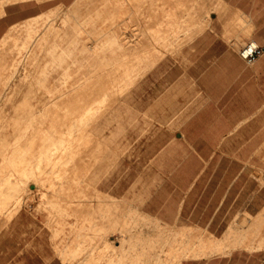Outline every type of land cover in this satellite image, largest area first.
<instances>
[{"label": "rangeland", "instance_id": "1", "mask_svg": "<svg viewBox=\"0 0 264 264\" xmlns=\"http://www.w3.org/2000/svg\"><path fill=\"white\" fill-rule=\"evenodd\" d=\"M179 1L44 0L40 5L30 2L27 6L28 12L23 14V20L16 23L11 21L13 25L5 32L3 31L0 37V89L5 88L15 73L14 70L19 69V76L9 83L11 91H16L14 94L11 93L13 101L10 106L12 109L17 108V113L23 115L26 121H31L30 125L35 127L34 130L28 131L25 137L26 144L32 134H35L36 138L33 144L26 146L29 149L26 161L21 165L19 163L13 165L8 161L6 171L8 173L19 172L22 169L33 170L34 156L47 150L50 144L65 134L73 121L83 113L85 107L102 94L104 85H109V87L114 85L110 88L109 104L101 108L103 110L86 125L85 131L76 130L80 136H84L89 150L92 141L96 149V137L95 134L91 135V128L95 130L99 117L129 90L132 83L129 82L128 86L122 88L120 80L127 71L132 72L133 78L137 77L140 72L138 73L135 69L148 61L150 53L158 50L155 56L159 57L162 54V58L157 61L155 71L149 74L132 100L123 106L114 116L115 118L110 121V125L121 128V133L112 147L115 149L120 144L127 148L119 166H115L103 179L104 181L98 182V187L102 192L118 201L119 212L122 215L129 209H140L151 218L157 219L166 229L165 233L125 232V239L132 240L131 244L139 245L126 248L125 261L138 250L141 253L147 252L141 256L146 264H157L159 259L163 264H177L183 257H187L184 260L197 259L192 258L197 256L210 258L217 254H229L234 249H240L252 253V264H264V210L260 214L261 209L257 205L249 209L254 212V215L239 211L231 214L228 217V229L223 233L221 231L208 232L204 225L190 223L186 219L176 220L175 204L181 194L187 190V170L193 169L188 168L186 164V156L189 153L173 141L179 133L182 107H185V110L187 107L186 93L191 90L193 84L191 82L194 81L191 75H195V73H189L188 77L186 72V67L196 62L197 58L195 51L188 52L186 44L189 37H195L207 27L205 24L182 22L183 19H187V16H192V12L193 15L201 14L202 9L193 7L198 0H183L192 5L188 7H182L178 4ZM205 3L210 4L212 0H205ZM208 9L209 13L206 11L204 15L210 19L211 8ZM25 15L27 17H24ZM190 18L192 17L188 19ZM181 32H188L183 40L181 36H178ZM4 35L6 36L3 37ZM29 35L32 38L40 36L38 45L31 55H27L25 51L32 40L28 39ZM111 37H115L121 47L118 48L117 44H109ZM246 42H243L240 48ZM55 46L58 47L54 50L56 55L64 51V61L50 78L55 80L49 82L46 88L62 91L65 87L63 85L65 69L70 74V83L85 85L83 95L69 103H63L44 92L38 97L32 96L34 92L25 94L31 88L35 91L36 88L33 87L36 86L35 80L40 70L48 69L51 60L49 51ZM184 47L185 50H183ZM30 73L33 74L31 79H28L27 76ZM88 77L93 80L87 81ZM55 100L58 103H55ZM77 128L80 127L77 126ZM105 133L109 135L110 131L106 130ZM166 146L168 150L163 154ZM85 150L86 147L84 150H79L75 159L67 166L61 161L59 167L41 171L36 177L34 175L29 177L27 188L22 193V205L28 201L32 202L18 218L13 220L14 226L9 230L7 241L2 247L4 252H8L9 258L17 249L24 247L43 248L46 256L51 257L57 254L61 257L55 242L51 240V232L45 226L46 216L35 212L39 202L48 204L50 207L57 205L52 204L53 199L38 200L33 192L50 191L53 193L56 191L60 199L62 198V203H74V199L69 200L68 192L75 186L72 177L75 173L84 170ZM12 153H9V157ZM238 154L243 158L251 159L253 164H259L263 153ZM53 169L58 172L59 176L68 169L63 181L65 182L64 190H56L58 182L54 178L55 184L46 180L53 177ZM252 171L255 177L264 182L262 177L264 168H254ZM3 176L4 174H0V178ZM51 185H54L55 189ZM41 197L46 196L42 194ZM165 198H170L168 201L169 204L171 203V209L169 207L166 210L162 206ZM108 201L111 202V200ZM242 204L243 199L238 203V208ZM165 215L169 220L168 224L163 221ZM5 229L7 228H1L0 234ZM181 229L183 232H177ZM119 235L120 233L114 232L108 238L111 242H115ZM65 236L69 240L73 237L66 233L59 239ZM147 238H153L156 247L150 249L143 247L142 244ZM99 240L98 236L93 241V247L100 245ZM259 242H262V246ZM229 244H239L241 247L229 248L227 246ZM87 245L92 244L88 242ZM244 245H247L248 249L251 246L253 250L242 247ZM256 246L263 248L256 250ZM101 253L104 257L94 264H108L105 260L108 253L104 250H101ZM7 261L8 258L4 259L2 255L0 264ZM65 263L74 262L68 260Z\"/></svg>", "mask_w": 264, "mask_h": 264}, {"label": "crops", "instance_id": "2", "mask_svg": "<svg viewBox=\"0 0 264 264\" xmlns=\"http://www.w3.org/2000/svg\"><path fill=\"white\" fill-rule=\"evenodd\" d=\"M30 2L40 5L44 0H0V37L13 25L11 21L23 20ZM179 2L182 7L192 6L183 0ZM193 7L202 9L201 14L193 15L192 12V16H187L182 22L205 24L207 27L195 37H189L186 44L188 52L195 51L197 55L196 62L188 65L186 72L188 77L189 73L195 75H191L194 81L191 82V90L186 93L187 107L186 110L182 107L179 133L173 141L189 153L186 164L193 169L187 170V190L175 204V216L176 220L186 219L190 223L202 224L208 232L223 233L228 229L231 214L239 211L254 215L249 209L256 205L261 209L260 214L264 210V182L252 171L264 168V54L253 63H247L238 53L245 41H255L264 49V0H212L210 4L198 0ZM208 8H211L210 19L204 15L206 11L209 13ZM187 34L181 32L178 36L183 40ZM157 51L150 53L148 61L135 69L140 74L132 80L129 90L99 117L95 130L91 128V135L96 137V149L94 141L90 150L86 144L84 170L72 177L75 186L68 193L69 200L74 199V203L68 202L69 207L65 208L56 191L33 192L38 200L53 199L52 204L57 205L50 207L39 202L35 212L46 216L45 226L51 232V240L55 242L62 259L57 254L46 256L43 248H19L11 258L8 252H4L2 247L14 226L12 222L28 208L32 202L28 201L1 227L7 229L0 234V262L4 255V259L9 261L4 264H67L68 260L73 261L72 264L76 260L77 264H94L104 257L101 253L104 250L108 253L105 258L108 264H120L126 259V248L139 246L125 239V232L165 233V227L157 219L140 209H129L122 215L118 201L98 187V182L104 181L111 170L119 166L127 148L120 144L115 149L112 147L121 128L110 125V121L132 100L149 74L155 71L157 61L162 58V54L155 56ZM106 130L110 131L109 135ZM167 146L163 154L168 150ZM245 152L263 153L261 162L253 164L251 159L238 154ZM262 177L264 180V174ZM242 199L243 204L238 208ZM168 200L170 198H165L162 204L166 210L171 209ZM166 215L162 220L168 224ZM114 232L120 235L115 242H111L108 237ZM66 233L73 237L70 240L66 236L59 239ZM98 236L101 243L93 247V241ZM88 242L92 245H87ZM144 242L143 247H156L153 238ZM227 246L241 247L239 244ZM242 247L248 249L247 245ZM199 257L184 260L186 257L177 264H252L253 255L234 249L229 254Z\"/></svg>", "mask_w": 264, "mask_h": 264}, {"label": "bare ground", "instance_id": "3", "mask_svg": "<svg viewBox=\"0 0 264 264\" xmlns=\"http://www.w3.org/2000/svg\"><path fill=\"white\" fill-rule=\"evenodd\" d=\"M29 38L32 40L25 50L27 55H31L33 53V50L38 45L37 42L40 36L37 35L36 37L32 38V36L29 35L28 39ZM117 42L118 41L115 37H111L109 39V44H117L118 48L121 47V44H118ZM57 48L58 47L55 46L52 48V50L49 51V54L51 55L49 67L47 70H40L41 72L35 80L36 86H33L36 88L35 91L34 88H31L25 92L26 95H28V93L31 94L34 92L32 96L38 97L41 95V93L44 92L51 95L52 97H55L59 101H63V103L72 102L73 100H75V98L81 97L83 95L82 91L85 85L81 86L70 83V74L66 72V69L63 73V85L65 87L62 91L58 92L53 88H46L49 82H53L55 80L50 78L52 74L59 69V65H61L64 61V51H62L58 55L54 53V50H56ZM14 72V74L11 76L10 81L5 85V88L3 90L0 89V174H4V176L0 178V228L8 221V219L16 212V210L22 206V193L27 188V184L29 181L28 179L30 176L34 175L36 177L38 176L37 173H41V171L44 172L46 170L59 167V165H61V161L65 166H67L72 163V161L75 159L74 157L79 153V150L81 151V149H85L86 142L84 140V136H80L77 131H85L87 128L86 125H88L90 121L95 119L103 110L101 108L109 104L111 97L110 88L114 87V85H110V87L109 85H104L102 87V94L96 99L92 100V102H90L85 107L83 113L78 116L75 121H73L65 134L61 136V138L50 144L47 147V150L34 156L35 158L32 162L34 168L33 170L22 169L19 172L11 171L7 173L6 165L8 161L13 165H16L17 163L21 165L24 161H26L27 152L29 150L28 148H26V146L33 144L34 138H36V135L32 134L28 143L26 144L25 137L28 134V131L34 130L35 127H33L34 125H30L31 121H26L23 115H19L17 113V108L12 109V107L10 106L11 101H13L11 93L14 94L16 91H11L9 83H11L13 79L19 76V69H15ZM32 74L33 73H30L27 78L31 79ZM133 79L134 78L132 72L127 71L124 74L123 78L120 80L122 88L128 86L129 82H132ZM86 80L91 81L93 79L91 77H88ZM117 85H119V83ZM20 91L23 92V90ZM122 93L123 92H121V94ZM55 103L58 102L55 100ZM29 115L31 116V113ZM77 126H79L80 128H77ZM77 135L79 136L76 137ZM10 152H13L11 157H9ZM66 171H63L59 176L58 172L53 169V177H49L46 180L50 181V183L53 182V184H55V179L58 182L56 190H64L65 182L63 183V181ZM67 181H69V179H67ZM51 186L53 189H55L54 185ZM67 206L68 203L65 204V208ZM261 243L262 242H259L260 246H262ZM255 248H257V246ZM146 253L147 252L139 254L137 253L134 255L131 254L128 260L120 261V264H146V261L141 257ZM156 263L163 264L160 259L157 260Z\"/></svg>", "mask_w": 264, "mask_h": 264}, {"label": "built area", "instance_id": "4", "mask_svg": "<svg viewBox=\"0 0 264 264\" xmlns=\"http://www.w3.org/2000/svg\"><path fill=\"white\" fill-rule=\"evenodd\" d=\"M264 54V49L255 41H247L239 50L240 57L247 63H253Z\"/></svg>", "mask_w": 264, "mask_h": 264}]
</instances>
